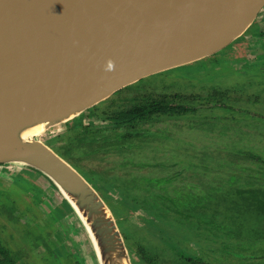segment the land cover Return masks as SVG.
I'll use <instances>...</instances> for the list:
<instances>
[{"label":"rangeland","instance_id":"rangeland-1","mask_svg":"<svg viewBox=\"0 0 264 264\" xmlns=\"http://www.w3.org/2000/svg\"><path fill=\"white\" fill-rule=\"evenodd\" d=\"M256 23L236 40L258 43L259 48L264 49V39L259 38L258 32L264 25L258 26L259 23ZM233 43L234 41L207 57L141 78L96 104L95 111L99 112L106 108L113 109L115 105L133 95H176L179 97L176 102L193 109L183 116L157 120L142 126L147 127L149 133L143 132L139 137L154 133L159 136L158 139L131 138L129 147L132 151L124 147L120 151L113 148L106 156L98 154L93 158H83L82 166L66 153L57 150L74 164L100 196L112 197V202L108 205L115 219L125 215L124 209L114 202L115 199H133L137 202L141 199L158 204L156 212L159 216L163 213V202H170L169 205L177 206L175 212L188 216L197 225H183L184 227H174L169 231L157 228L155 238L158 240L154 239L155 252L159 253V260L164 262L167 255L162 256L161 249L166 254L173 252L174 258L181 255L191 258L196 256L203 264H248L252 260H238L239 248L233 244L229 246L225 241L228 239L225 228L215 221H210L214 208L223 211L228 218L236 219L238 215L241 223L240 236H235V239L245 240L257 226L256 216L245 207H237L241 205L239 202L231 209L221 208L228 201L226 195L229 199L240 201L239 194L244 195V198L248 197L246 195H249L252 187L256 197H252V201L264 203V121L257 122V126H250L249 123L252 122L250 118H264V71L260 70V66L264 65V57L257 56L253 61H246L248 65L243 66L246 60L244 58L238 65L239 59L227 53V50L232 49L230 45ZM250 49L252 53L257 52V48L250 46ZM188 95H193L195 99L187 100ZM202 97L208 98V101H202ZM62 130V126L56 125L37 138L45 143L52 135ZM61 143L64 141L59 142ZM123 155L125 157L122 164H126L124 168L118 165ZM256 155H259V158L255 157ZM21 169L11 165L0 169L7 171L6 178L0 176L1 212V203L4 201L12 202L19 210L24 208L22 203L18 204L17 200H14L18 196L29 206L23 217L29 218L32 213L38 214L39 210L34 208L35 205L38 206L35 200L33 207L31 206L30 201L34 197L31 198L30 194L40 198V206L43 208L48 197L51 203L55 200L53 206L59 204L60 196L56 195L54 186L34 170L23 169V173L20 172L13 178L15 181L11 186L10 177ZM103 171L105 174H101ZM139 183L158 188V198L150 196L149 188L145 191L134 189L133 193L129 190L128 185ZM115 187L118 189H115L117 193L111 192ZM3 195L16 196L3 199ZM66 214V208L58 205L54 216L59 222H54L56 229H51L49 234L43 237L44 240L35 238L43 232L28 234L14 223H8L7 218L0 214V242L12 252L20 251L22 259L27 262L25 264H96L92 250L87 249L89 241L84 231L71 228V222L63 217ZM137 214H141V211L132 212L128 216L130 222L140 226L136 234L139 231L138 235L150 241L154 236L149 235H154L155 232H146V225H141ZM10 218L15 223L26 221L25 218L16 221L13 214H10ZM42 219L40 214L41 222L45 221ZM118 224L120 228V222ZM129 229L133 231L132 227ZM120 230L122 233L126 232L124 228ZM131 243L128 238L124 240L130 263L141 264L140 261L133 263V258L137 256L130 252ZM249 246L250 244L245 242L242 249L247 250ZM255 246L261 247L264 254V239H260ZM52 252L58 261L68 263L52 262ZM45 257L49 261H46ZM225 257L236 263H224ZM167 258L171 264H175L176 259Z\"/></svg>","mask_w":264,"mask_h":264},{"label":"water","instance_id":"water-1","mask_svg":"<svg viewBox=\"0 0 264 264\" xmlns=\"http://www.w3.org/2000/svg\"><path fill=\"white\" fill-rule=\"evenodd\" d=\"M263 7L264 0H0V164L51 182L96 264H131L115 218L37 137L141 78L218 52ZM37 124L39 135L22 137Z\"/></svg>","mask_w":264,"mask_h":264},{"label":"trees","instance_id":"trees-1","mask_svg":"<svg viewBox=\"0 0 264 264\" xmlns=\"http://www.w3.org/2000/svg\"><path fill=\"white\" fill-rule=\"evenodd\" d=\"M179 98V97H178ZM176 95L174 94H148L144 96H136L133 95L131 97H128L125 101L122 103H118V105H115L113 109L106 108L104 110H101L99 112L95 111L96 104L90 108L85 109L83 112H81L76 117L63 122L60 124V126L63 127V130L56 133L54 136L52 135L47 141H45V144L49 146L56 154H58L61 158H63L65 161H67L74 169L77 170L76 167H74V164H72L69 159L63 157L58 153L57 150H60L62 153H66L70 157L73 158V160L80 162L81 166V160L83 158H93L96 157L98 154L105 155L111 151L113 148L115 150H121L123 147L128 150L132 151L131 147H129V144H131L132 141H129L131 138H137L142 133H149L147 127H142L144 124H150L152 122H155L157 120H162L166 118L171 117H179L184 114H187V112L191 111L193 108H189L181 104V102H176V100H179ZM187 100L189 99H195L193 95L186 96ZM204 101H208V98L202 97ZM198 99H201L198 98ZM173 103V104H172ZM145 137H156L158 139V135L154 133H150L148 136ZM145 137H139L140 139H144ZM134 140V139H133ZM64 141V143L59 144V142ZM148 141L145 140V142ZM99 155V156H100ZM124 155L122 156V161L118 163L119 167L126 166V164H122ZM78 171V170H77ZM36 172V171H35ZM79 172V171H78ZM41 175L40 173H38ZM101 174H105V172H101ZM98 175V174H97ZM43 176V175H41ZM102 176V175H100ZM44 178V176H43ZM46 178V177H45ZM47 179V178H46ZM47 181L51 183L48 179ZM143 184V185H141ZM139 183L138 185H128L129 190L131 192H134L136 190H146V188H149L151 193L150 196L157 197L158 195L157 189L155 187L146 186L147 183ZM118 190L116 187L111 190V192H116ZM249 190V195H246L248 197L244 198V195L239 194L240 201L229 199L226 195V199L228 201L221 206V208L225 209H231V207H235L237 203L239 202L241 205H238L237 207H245L250 210L252 214L256 216V227L253 229L252 234H250V237L242 240H236L235 236L239 235V225H241L238 215L236 219L233 217H229L221 210L215 209L213 213L210 215L212 219L210 221H215L217 224L221 225L226 230V236L228 239L225 241L228 242L229 246L233 244L234 247L239 248L237 251L239 252L238 259H241L243 254L246 252L249 253V249L244 250L242 249L243 245H245V242H248L250 245L258 244L260 242V239H264V203L263 202H253L252 197L256 198L254 194V190ZM229 192V190H228ZM110 193V192H108ZM252 193V194H251ZM228 194V193H227ZM232 194V193H231ZM243 194V192L241 193ZM56 195L60 196V201L58 202V205H63L66 210V218L71 222V228H75L77 231L82 229L80 223L78 222L77 218L75 217L72 210L69 208L65 200L61 197V195L56 191ZM12 196H4L3 199H7ZM31 198L34 197V199H31L30 203L33 207V201L38 205L34 206L35 209H38V214H30V217H23L22 215L28 210L29 206L21 200L18 196L14 200H17L16 202L22 203L25 207L22 209H17L12 205V202H5L1 203L3 204V210L0 211V214L5 216L7 218L8 223H14L16 227L23 228L26 233H34L37 234L39 232H43V234L36 236L35 238L39 237V239L44 240V236L46 234H49L51 229H56L54 222L58 221L56 220L54 216V210L57 209V206H53L55 203V200L51 203V200L48 197L44 203L45 208L41 207L42 201H39V197L33 196L30 194ZM53 198V195H52ZM103 201L107 204L112 202V197L109 195L104 196V198L101 196ZM164 198V197H163ZM176 200V199H175ZM114 202H116L118 205H120L124 211L125 215H121L119 218L115 219L116 225L118 226V229L120 231V234L123 238V241L125 239L131 240V250L130 252L135 254L136 261H140L143 264H159V263H165V264H171L167 257H170L172 259H176L175 264H193L188 263L187 260L192 258H187L186 255L177 256L174 258V253L170 252L169 254H166V252L162 250L161 254L162 256L167 255L166 262L159 260L157 252H155V246H154V239H156L157 235V228L164 229V230H171L177 228L179 226H186L190 227L191 225H196L187 217L177 213L174 211V209L177 206L169 205L168 202H163L165 204L163 208V213L157 215L158 210V204H156L153 201H143L141 199L137 201L132 200H120L115 199ZM49 204V207H48ZM156 208V209H154ZM110 211L112 212L111 208L109 207ZM114 210V208H112ZM31 210V208L29 209ZM141 211V214H137L138 219L141 220V225H146V232L151 237L154 236V238H151L150 241L144 240L142 236L138 235L137 229H139L140 226H137L130 222L129 215L132 212ZM236 211H239L236 209ZM10 214H13L16 217V221L25 218V222H13L10 218ZM40 214L43 216L42 220H45L41 222L40 220ZM113 214V213H112ZM145 215V216H144ZM36 220V221H35ZM59 222V221H58ZM120 222L121 227L126 229V232H121L119 228ZM235 222V225L233 223ZM144 224V225H143ZM183 226V227H184ZM197 226V225H196ZM233 226V227H232ZM132 227L133 231H131L129 228ZM201 227V226H200ZM221 227V228H222ZM152 229V230H151ZM151 230V231H150ZM34 236V235H33ZM148 238V236H147ZM42 240V241H43ZM158 240V239H156ZM227 245V243H224ZM241 248V249H240ZM252 248V247H251ZM87 249L91 248L88 245ZM263 251V250H262ZM21 252L16 250L12 252L9 247L2 244L0 242V264H25L27 263L24 259L21 257ZM52 262L54 263H68V262H60L56 259L54 256V252L50 254ZM187 258V259H186ZM46 261H49L48 258H46ZM194 259V258H193ZM262 259V262L256 263V264H264V257L260 258ZM259 259V260H260ZM76 263V261L74 262Z\"/></svg>","mask_w":264,"mask_h":264},{"label":"flooded vegetation","instance_id":"flooded-vegetation-1","mask_svg":"<svg viewBox=\"0 0 264 264\" xmlns=\"http://www.w3.org/2000/svg\"><path fill=\"white\" fill-rule=\"evenodd\" d=\"M257 22V23H256ZM258 24V26H263L264 25V7L262 8V10L259 12V14L257 15V17L255 18V20L252 22V24L242 33V35L254 24ZM259 32V38L260 39H264V28L263 29H260L258 30ZM241 35V36H242ZM240 36V37H241ZM239 38V37H238ZM237 38V39H238ZM232 49L231 50H227V53L229 55H231L233 58H236V59H239V61H237L238 65H240V63L242 62L241 60H243L244 58H246V60L243 62V66L245 65H248V63L246 61H249L250 59H252V61L254 60V58H256L257 56H263L264 57V49H260L259 48V44L258 43H250V42H247L246 40H234V43L232 45ZM250 46L252 48H257V52H254L252 53L251 49H250ZM260 64H258L259 66ZM242 66V67H243ZM260 70L263 72L264 71V65H261L260 66ZM237 74V73H236ZM240 74V72L238 73ZM244 76V75H243ZM247 77V76H245ZM239 79V78H237ZM200 100V99H199ZM202 101H204L202 99ZM173 104V103H172ZM182 104V103H181ZM184 105V104H183ZM238 106V104H236ZM187 107V106H186ZM185 115V114H184ZM183 116V115H182ZM255 117V116H253ZM256 118V119H255ZM254 119L253 118H250L252 119V122L250 121V126H257V122H263L264 121V118H260V117H255ZM147 142V141H146ZM145 144V143H143ZM255 157H258L259 158V155H256ZM3 168V165L0 164V169ZM7 171H1L0 170V176H2L3 178H6L5 175ZM20 172L23 173V169L19 170L15 175H13L12 177H10V184L12 186V183L15 181V179H13L15 176H18L20 174ZM12 178V179H11ZM251 189H253L252 187H250ZM58 207V206H57ZM66 216V215H63V217ZM62 217V218H63ZM253 249H252V248ZM250 250H249V253L247 254H243L241 255L242 258L241 259H245V262L248 260V259H252L251 261L248 262V264H256V263H260L262 261H258L260 258L264 257V254H263V251H262V248L261 247H256L255 244L254 245H250L249 246ZM188 259L191 258V257H188L186 256ZM186 258V259H187ZM194 258V259H193ZM192 259H189L187 260L188 263H193V264H203V262L201 260H199L196 256H194ZM136 258H133V263L136 261L135 260ZM241 259H238V260H241ZM230 262V263H236V262H232L230 260V258L228 257H225V259H223V262L226 263V262ZM132 262V261H131ZM263 263V262H262ZM132 264V263H131ZM135 264V263H134ZM143 264V263H141ZM237 264V263H236ZM241 264V263H240ZM246 264V263H245Z\"/></svg>","mask_w":264,"mask_h":264},{"label":"bare ground","instance_id":"bare-ground-1","mask_svg":"<svg viewBox=\"0 0 264 264\" xmlns=\"http://www.w3.org/2000/svg\"><path fill=\"white\" fill-rule=\"evenodd\" d=\"M43 130L42 125H34L22 133L23 138H30L34 135H39Z\"/></svg>","mask_w":264,"mask_h":264},{"label":"clouds","instance_id":"clouds-1","mask_svg":"<svg viewBox=\"0 0 264 264\" xmlns=\"http://www.w3.org/2000/svg\"><path fill=\"white\" fill-rule=\"evenodd\" d=\"M109 67H111V64H109Z\"/></svg>","mask_w":264,"mask_h":264}]
</instances>
